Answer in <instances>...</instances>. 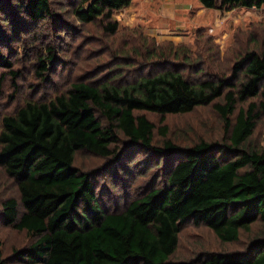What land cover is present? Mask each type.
Listing matches in <instances>:
<instances>
[{
	"label": "trees",
	"instance_id": "trees-1",
	"mask_svg": "<svg viewBox=\"0 0 264 264\" xmlns=\"http://www.w3.org/2000/svg\"><path fill=\"white\" fill-rule=\"evenodd\" d=\"M132 1L0 0V264H264V21L158 43Z\"/></svg>",
	"mask_w": 264,
	"mask_h": 264
},
{
	"label": "rangeland",
	"instance_id": "rangeland-1",
	"mask_svg": "<svg viewBox=\"0 0 264 264\" xmlns=\"http://www.w3.org/2000/svg\"><path fill=\"white\" fill-rule=\"evenodd\" d=\"M113 18L118 21L119 27L141 25L145 34L154 37L158 43L165 40L174 43L190 41L193 29L203 27L224 50L236 27L245 29L250 26V22L264 21V8L223 10L219 8V1L215 8L207 9L197 0H133L129 6L115 12ZM189 118L202 123L197 115ZM0 240L4 241L3 255L6 256L14 248L25 245L29 236L26 230L17 231L15 227L5 225L0 228Z\"/></svg>",
	"mask_w": 264,
	"mask_h": 264
}]
</instances>
